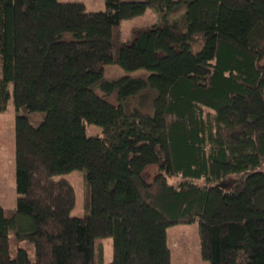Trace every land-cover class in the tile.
I'll return each mask as SVG.
<instances>
[{
	"label": "trees",
	"instance_id": "16d2710c",
	"mask_svg": "<svg viewBox=\"0 0 264 264\" xmlns=\"http://www.w3.org/2000/svg\"><path fill=\"white\" fill-rule=\"evenodd\" d=\"M105 4L0 0L18 191L0 203V264H171L168 228L193 221L210 264H264V0ZM148 8L158 22L125 40ZM73 170L83 216L55 178Z\"/></svg>",
	"mask_w": 264,
	"mask_h": 264
},
{
	"label": "rangeland",
	"instance_id": "374dc122",
	"mask_svg": "<svg viewBox=\"0 0 264 264\" xmlns=\"http://www.w3.org/2000/svg\"><path fill=\"white\" fill-rule=\"evenodd\" d=\"M61 2H82L90 11L106 9L105 0H59ZM158 14L153 8L138 17L123 20L121 28L123 38L130 39L135 28L149 27L158 22ZM127 74L119 65H107V76ZM12 84L10 90H12ZM16 108L13 97L10 98L7 108L0 112V203L5 208H14L17 205L18 191L16 185ZM101 132V127L89 125L88 134ZM156 167L150 168L153 174ZM264 171V168H263ZM56 179L66 178L73 184L76 191V204L71 214L83 216L87 211L85 198L86 172L73 170L71 172L55 175ZM105 259L111 260V240L104 239ZM168 243L171 249V264H210L202 257L201 238L198 221L179 223L168 228Z\"/></svg>",
	"mask_w": 264,
	"mask_h": 264
}]
</instances>
